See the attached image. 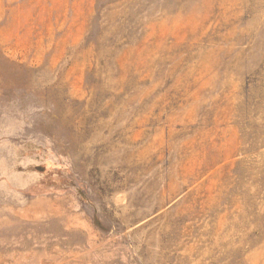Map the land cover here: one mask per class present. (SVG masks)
<instances>
[{"label": "rangeland", "instance_id": "obj_1", "mask_svg": "<svg viewBox=\"0 0 264 264\" xmlns=\"http://www.w3.org/2000/svg\"><path fill=\"white\" fill-rule=\"evenodd\" d=\"M0 264H264V0H0Z\"/></svg>", "mask_w": 264, "mask_h": 264}]
</instances>
